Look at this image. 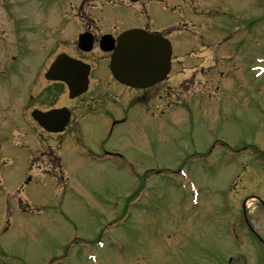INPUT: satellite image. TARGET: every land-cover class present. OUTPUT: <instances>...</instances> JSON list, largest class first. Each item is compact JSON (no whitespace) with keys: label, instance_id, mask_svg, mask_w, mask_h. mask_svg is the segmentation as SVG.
I'll return each mask as SVG.
<instances>
[{"label":"rangeland","instance_id":"374dc122","mask_svg":"<svg viewBox=\"0 0 264 264\" xmlns=\"http://www.w3.org/2000/svg\"><path fill=\"white\" fill-rule=\"evenodd\" d=\"M235 3L240 11L230 14L248 15L244 0H236ZM56 5L58 3L51 0L48 13L50 27L52 31L60 33L58 37L55 34L54 39L56 43L59 42L60 49L70 51L74 44L61 45L60 40L64 34L67 39H75L78 18L67 15L61 23ZM151 5L155 7V3ZM218 9L221 16L223 7L219 6ZM122 10L124 13L121 17L126 20L127 26L141 25L140 22L146 20L140 12L134 13L133 8ZM261 11L259 7V13ZM162 13L159 11V18L152 22L156 28L173 23L178 16L177 13L165 11L163 17ZM259 31L262 34L258 42L244 45V50L249 52L254 49L264 56V21L259 24ZM259 77L255 79L258 82L256 96L238 106L225 102L219 115L211 114L207 119L212 131L229 141L231 147L224 149L228 156H222L223 159L219 160L216 155L204 162L185 164L188 172L185 177L189 183L179 173H170V178L166 173H159L146 184L149 191L157 193L152 200L156 205L144 210L134 209L127 221L122 213L126 207V197L135 183L131 170L140 169L143 172L146 169L143 164H147V167L180 168L184 162L174 159L173 155L180 151L181 144L200 147L206 135L203 134V125L195 130L189 129L188 124L177 128L166 124L165 116L148 115L139 108L136 115L132 109L127 115L126 104H107L98 118L87 119L86 132L83 129V134L77 135L79 150L95 152L98 143L104 140L107 149L123 151L136 159L137 165H127L126 170H119L122 162L117 160H122L120 157L105 163L78 155L68 157L66 151L76 149L73 141H68L62 152L52 147L61 157V168L66 173L63 179L62 175L57 177L65 181L60 183L38 172L41 174L38 177H41L40 186L34 180L28 191L33 199L36 198L33 202L41 209L35 211L39 209L35 208L33 213L25 216L32 220L36 231L27 235L21 229L11 228L2 240L0 264H136L134 259L140 258L143 264H222L224 257L236 255V249L241 256L252 251L259 261L264 256L263 249H251L250 241H243L242 250L239 249L241 242L236 244L238 235L243 239L247 232L236 222L235 213L240 210L241 197L232 188L264 196V184L255 181V178L261 181L262 174H247L244 182L237 186L234 178L239 174L242 177L244 169L240 161L247 154L242 152L237 157L230 155L233 149L251 143L264 151V75L259 74ZM111 116L128 119L119 125L113 136H107ZM136 116L143 119V125L133 123ZM17 121L26 123L19 118ZM21 130L29 133L30 128ZM6 139L0 138V144L5 143ZM22 142L9 152L0 149V173H12L16 181L23 178L29 167L27 155L32 145L39 149L43 145L40 142L32 144L25 139ZM4 156H10L12 162L2 163ZM181 182L186 184L180 185ZM183 192L187 200L195 201L194 206L181 202ZM104 196L108 198L105 203L101 202ZM109 201L112 205L107 203ZM132 205L137 207L140 204ZM249 210L251 219L264 232V211L254 212V202L249 205ZM15 216L23 217L20 214ZM49 258H54V262L49 263ZM248 264L255 263L251 261Z\"/></svg>","mask_w":264,"mask_h":264},{"label":"flooded vegetation","instance_id":"af4514ba","mask_svg":"<svg viewBox=\"0 0 264 264\" xmlns=\"http://www.w3.org/2000/svg\"><path fill=\"white\" fill-rule=\"evenodd\" d=\"M19 2L20 0H0V97L12 108L16 103H21L28 109L39 108L45 111L54 105L52 85L58 83L46 78V70L52 57L49 26L45 15L42 21L28 19V10L20 9ZM101 54L102 52H95L94 49L83 56L88 61L101 62ZM107 80L112 81L110 77ZM168 80L151 87L153 89H139L141 93L135 95L134 100L143 98L151 101L171 95L173 101L178 104V83L173 80L166 84ZM134 90L136 89L130 88L129 93L132 94ZM20 91L23 93L22 97H19ZM124 96L129 95L124 93ZM99 97L103 95L95 90L92 100L87 102L96 103ZM57 98L55 95L54 99ZM88 108L92 109V105ZM91 113L93 112H86Z\"/></svg>","mask_w":264,"mask_h":264},{"label":"water","instance_id":"95a60500","mask_svg":"<svg viewBox=\"0 0 264 264\" xmlns=\"http://www.w3.org/2000/svg\"><path fill=\"white\" fill-rule=\"evenodd\" d=\"M165 52H167V53L169 52V47L168 46L166 47ZM166 61H167V59L164 60V62H166ZM119 74L121 75V77H124L120 72H119ZM128 79H130V78H128ZM153 81H155V80H153Z\"/></svg>","mask_w":264,"mask_h":264}]
</instances>
